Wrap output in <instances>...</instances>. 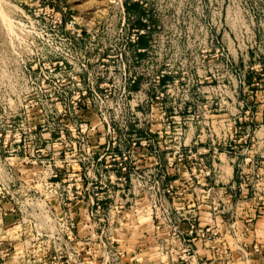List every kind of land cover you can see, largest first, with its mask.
Listing matches in <instances>:
<instances>
[{"label":"rangeland","instance_id":"rangeland-1","mask_svg":"<svg viewBox=\"0 0 264 264\" xmlns=\"http://www.w3.org/2000/svg\"><path fill=\"white\" fill-rule=\"evenodd\" d=\"M263 147L264 0H0V264H189Z\"/></svg>","mask_w":264,"mask_h":264},{"label":"crops","instance_id":"crops-1","mask_svg":"<svg viewBox=\"0 0 264 264\" xmlns=\"http://www.w3.org/2000/svg\"><path fill=\"white\" fill-rule=\"evenodd\" d=\"M262 149L261 156H253L256 158L253 167H258L253 171L261 177L257 190L246 195L236 186V195L241 194L234 200L237 215L232 222L224 221L216 212L208 214V221L201 227L203 232L195 231L193 235L198 242H195V255L189 264H264V147ZM232 183L226 187L234 186V180ZM207 229L214 230L213 240L205 236L209 235L205 232Z\"/></svg>","mask_w":264,"mask_h":264}]
</instances>
